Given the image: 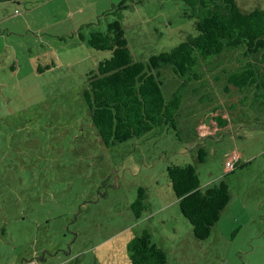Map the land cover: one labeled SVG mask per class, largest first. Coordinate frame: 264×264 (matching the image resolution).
I'll use <instances>...</instances> for the list:
<instances>
[{
	"label": "rangeland",
	"instance_id": "rangeland-1",
	"mask_svg": "<svg viewBox=\"0 0 264 264\" xmlns=\"http://www.w3.org/2000/svg\"><path fill=\"white\" fill-rule=\"evenodd\" d=\"M186 12L183 0H0V264H129L127 244L143 230L165 250L164 264H264V110L252 90L225 91L223 72L260 54L201 62L178 131L157 127L106 146L82 97L86 74L110 56L87 44L92 30L118 19L134 59L147 62L195 34ZM160 80L165 98L181 82L169 69ZM233 155L247 164L228 172ZM171 164L195 165L201 189L228 182L232 198L205 240L180 213ZM139 187L150 209L136 219Z\"/></svg>",
	"mask_w": 264,
	"mask_h": 264
},
{
	"label": "trees",
	"instance_id": "trees-1",
	"mask_svg": "<svg viewBox=\"0 0 264 264\" xmlns=\"http://www.w3.org/2000/svg\"><path fill=\"white\" fill-rule=\"evenodd\" d=\"M183 2L189 11L186 14L194 20L195 34L186 35L168 51L150 55L147 62L134 59L118 19H108L104 29L90 32L87 43L90 47L110 51L109 57L100 60L96 69L86 74V88L82 91L90 120L106 146L126 142L157 127L169 126L178 131L179 108L187 94L196 92L188 89V85L203 77L201 62H210L229 50L242 49V55L247 58L260 54L259 63L246 59L233 70H223L224 90L228 91L229 86L239 91L252 90L251 103L264 110V7L243 10L237 0ZM162 69H169L181 79L169 98L162 92ZM207 99L206 94L200 96L201 102ZM215 120L219 127L227 123L219 118ZM197 151L199 162H203L205 150L198 147ZM246 164L236 159L227 171ZM195 167L171 164L166 166V173L180 213L191 225L193 236L201 241L209 237L232 194L224 178L201 189ZM146 196L145 188L139 187L131 203L136 219L150 209ZM151 237L149 231L143 230L130 240L129 264L166 263L168 255L163 247L151 242ZM30 262L38 264L33 259Z\"/></svg>",
	"mask_w": 264,
	"mask_h": 264
},
{
	"label": "built area",
	"instance_id": "built-area-1",
	"mask_svg": "<svg viewBox=\"0 0 264 264\" xmlns=\"http://www.w3.org/2000/svg\"><path fill=\"white\" fill-rule=\"evenodd\" d=\"M237 159V155H233L229 160L226 161V166L228 169L233 167V161ZM29 264H37L36 262H30Z\"/></svg>",
	"mask_w": 264,
	"mask_h": 264
}]
</instances>
